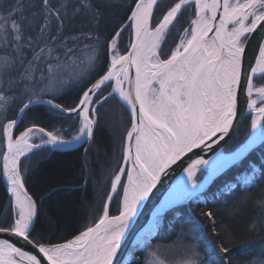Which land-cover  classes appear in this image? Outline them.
Wrapping results in <instances>:
<instances>
[{
  "label": "snow or ice",
  "instance_id": "obj_1",
  "mask_svg": "<svg viewBox=\"0 0 264 264\" xmlns=\"http://www.w3.org/2000/svg\"><path fill=\"white\" fill-rule=\"evenodd\" d=\"M161 5L164 0H128L127 23L112 29L102 41L98 0L75 4L39 0L31 20L25 15L24 0L10 5L0 0V115L6 120L0 121V140L6 147L0 149V180L11 193L0 207V233L36 249L33 254L0 239V264H121L125 252L132 257L129 264H162L155 250L142 260L136 258L137 250L151 247L145 232L157 230L167 214L231 169H241L237 176L249 186L264 179V164L256 177L255 164L248 159L258 148L264 158V83L256 82L264 81V0H172L162 12ZM189 7L194 18L177 34L176 23ZM69 10L89 13L96 34L66 36ZM33 23L35 44L25 35V27L30 29ZM126 31L129 44L122 51ZM25 44L33 51L27 64L17 55ZM18 64L22 71H15ZM70 86L79 96L74 106L66 107L57 101ZM113 96L130 111V128L123 163L110 175L101 214L64 243L44 242L36 231L38 206L50 196L38 201L29 194L28 154L46 146L52 151L92 141L98 123L96 106ZM15 104L19 119L6 115ZM41 106L49 119L75 114L76 134L65 139L60 130L46 131L39 115L21 130L27 113ZM247 117L246 139L226 149L221 141L230 142ZM216 145L219 148L214 150ZM213 150L210 159L201 155ZM199 173L203 175L198 180ZM224 186L231 187L227 182ZM114 198L119 201L117 215L110 214ZM218 251L223 255L211 259L216 249L209 244L210 264H231V250L220 246ZM253 251L248 245L241 248V254ZM249 264H264V248Z\"/></svg>",
  "mask_w": 264,
  "mask_h": 264
},
{
  "label": "trees",
  "instance_id": "obj_2",
  "mask_svg": "<svg viewBox=\"0 0 264 264\" xmlns=\"http://www.w3.org/2000/svg\"><path fill=\"white\" fill-rule=\"evenodd\" d=\"M14 2L15 0H6L9 5ZM32 2L24 0L25 15L30 20L39 6V0ZM61 2L66 1L61 0ZM72 3L75 4L76 1ZM171 3L172 0H164L161 8ZM127 4L128 0H98V6L102 9L100 23L102 41L112 29L122 23H127ZM162 10L164 11V8ZM69 11L70 18L65 20L66 36L69 38L80 36L82 32L96 34L95 21L89 13L81 12L77 15ZM193 17V9L189 7L176 23L177 32L188 27ZM25 35L33 37V44H35L37 35L35 23L30 29L25 27ZM121 42L125 47L129 44L127 31L123 33ZM26 45L22 53H17L25 62L33 54L32 48ZM104 63L105 59L102 57L101 64ZM78 96L79 92L75 87L69 88L63 92L57 102L71 107L77 102ZM18 106V104L12 105L6 113L7 117L16 118ZM96 107L98 123L95 127L94 138L90 143L67 150H35L30 155L31 162H25L31 165V175L26 183L29 194L38 201L46 194L50 196V198H45L42 206H38L39 219L36 231L44 237V242L63 243L86 228L91 216L90 205L95 201L97 189L102 186L103 182L108 181L106 173L120 166L122 161L123 140L130 128L128 109L115 96L102 106ZM37 115L43 119L41 126H44L46 131L60 130L64 138H70L76 131L74 115L69 118L68 115L63 114L60 118L49 119L42 106L27 113L21 130L24 126H30L31 118ZM2 119L0 118V121ZM3 122L6 123V120L3 119ZM66 124H69L67 130L71 129V131L63 132ZM248 127H250V117L243 121L236 135L226 146H236L235 137ZM1 142L3 141L0 140V144ZM261 152L262 150L258 148L248 157L257 167L256 177L261 175L260 167L264 164ZM239 171L241 169H231L217 178L205 191L204 199H193L178 208L175 213L167 214L169 218L159 228L154 242L162 244L174 240L186 242L190 249H197L202 264L206 261L210 264L209 244L216 249L211 259L222 256L223 254L219 253L218 249L220 246H225L231 250V264H249L250 261L255 260L260 249L264 248V179L258 180L254 187L249 186L241 179L242 176H237ZM226 182L231 185L230 188L224 186ZM52 188L56 189L54 193H50ZM7 203V191L0 180V207ZM209 212L212 214L211 217L205 215ZM111 213L117 214L113 207ZM49 217L53 221L52 225L48 224L47 218ZM245 245L254 250L252 255L241 254V248ZM143 258L142 252L138 259Z\"/></svg>",
  "mask_w": 264,
  "mask_h": 264
},
{
  "label": "rangeland",
  "instance_id": "obj_3",
  "mask_svg": "<svg viewBox=\"0 0 264 264\" xmlns=\"http://www.w3.org/2000/svg\"><path fill=\"white\" fill-rule=\"evenodd\" d=\"M32 1H37V0H30V3L32 2ZM63 1H66V0H63ZM72 1H76V0H72ZM33 3V2H32ZM163 8H165V6L163 7ZM163 8H161V10L163 9ZM163 11V10H162ZM160 14V13H159ZM194 18V17H193ZM192 18V19H193ZM189 27V26H188ZM186 28V27H185ZM177 34H182V29L180 30V31H178L177 32ZM83 46V45H82ZM81 46V47H82ZM25 47V46H24ZM26 47H28V45H26ZM127 47V46H126ZM125 47V45H123L122 44V42H121V49H122V51H123V49L124 48H126ZM0 55H3V53L2 52H0ZM19 56H21V55H19ZM21 58H22V56H21ZM33 58V54H32V56L28 59V60H31ZM28 60H26V62L24 61V59H23V61H24V64H27V61ZM23 70V67L21 66V65H17V68H16V71L18 72V71H22ZM13 75H15V72L13 73ZM67 77H65V79H66ZM258 84L259 83H264V81H259V80H257L256 81ZM5 87H7V85H5ZM125 87H126V85H125ZM69 88H73V86H70V87H68V88H65L64 89V91L65 90H67V89H69ZM118 100H119V98H118V96H115ZM46 98V97H45ZM49 98V97H48ZM120 101V100H119ZM121 103H123L122 101H120ZM124 104V103H123ZM66 115H68V114H66ZM75 116V114H72V116ZM16 117H18V116H16ZM0 118H3L4 119V116L3 115H0ZM97 118V117H96ZM3 119H2V121H3ZM69 124H66V126H65V128L63 129V132H68V131H71V129H68L67 130V126H68ZM250 131V127H248V129L246 128V129H244V130H242L236 137H235V142L238 144V143H240V142H242V141H244L245 139H246V137H247V134H248V132ZM76 134V131H74L73 132V134L72 135H75ZM17 135H18V133H17ZM65 139H71V137L70 138H65ZM36 143H39V140L37 139L36 141H35ZM88 143V142H87ZM124 143H125V138H124V140H123V145H124ZM85 144V143H84ZM235 146H233V147H229V146H225V148L226 149H232V148H234ZM0 149H2V150H6V147H4V143L3 142H1V144H0ZM44 149H49V147H47V148H44ZM35 151V150H34ZM32 153H29L28 155L30 156ZM23 159V158H22ZM25 162H31V160H26ZM123 163V161H121V163H120V165ZM29 167L31 168V165L29 164ZM116 169V168H115ZM0 171H2V156H0ZM113 171V170H112ZM112 171L111 172H108V173H106L107 175H106V180H108L107 182L105 181V182H103V184H102V186L101 187H99L98 189H97V194L95 195V201H94V203H92L91 205H90V210H91V216H90V219H89V221H88V223H87V225H86V227L87 226H91V224L96 220V219H98V217H99V215L101 214V209H102V206H103V204L106 202V199H107V195H108V193H109V191H110V183H109V180H110V175H111V173H112ZM201 175V174H200ZM203 175V174H202ZM201 175V176H202ZM200 178V177H199ZM199 178H198V180H199ZM243 181H244V177L242 176V178H241ZM3 184H4V186H5V188H6V191H7V186H6V184H5V182L3 181L2 182ZM207 191V190H206ZM205 191L204 192H202L200 195H198L197 197H195V199L196 200H199V199H204V197H205ZM7 195H8V200H9V198H10V196H11V194H10V192H8L7 191ZM190 202V201H189ZM118 206H119V201H118V199H115L114 198V200H113V202H112V204H111V208L113 207L114 208V210H115V212H117L118 213ZM169 218V216H166V218L163 220V222L161 223V225L164 223V222H166L167 221V219ZM93 225V224H92ZM161 226H159V228H160ZM159 228H158V230L149 238V241H150V244H151V247L150 248H144V249H139V250H137L136 252H135V256H136V258L138 259L139 258V255H140V253H142L143 252V254H144V257L149 253V252H152L153 250H155L156 251V253H157V255H156V260L158 261V262H162V264H187V262L188 261H194L195 262V264H202V262H200V254H199V252L197 251V249H190V246H189V244H187L186 242H183V241H181V240H174L173 242H169V243H164V244H162V243H155L154 241H155V239L157 238V234H158V231H159ZM193 253H195V255L193 254ZM150 259H151V257H149ZM129 264V263H128Z\"/></svg>",
  "mask_w": 264,
  "mask_h": 264
},
{
  "label": "water",
  "instance_id": "obj_4",
  "mask_svg": "<svg viewBox=\"0 0 264 264\" xmlns=\"http://www.w3.org/2000/svg\"><path fill=\"white\" fill-rule=\"evenodd\" d=\"M134 69H132V75L134 76ZM127 87V85H126ZM45 100L48 99V98H44ZM126 106V105H125ZM127 107V106H126ZM128 109V108H127ZM129 111V110H128ZM129 114H130V111H129ZM20 117L18 116L17 119H19ZM240 125V124H239ZM239 125L237 126V128L239 127ZM225 140L227 141L228 138L226 137ZM91 142V141H90ZM84 143H78V144H74L72 146H68V147H65V148H62L61 150H66V149H71V148H75V147H78L80 145H82ZM221 145H223L225 147L226 143L225 141H221ZM47 147H51V146H46L45 148ZM219 148V145H216L214 146V150L218 149ZM214 150L213 151H208V152H205V153H202L201 155L204 156L205 159H210L212 157V155L214 154ZM198 151V150H197ZM210 184V183H209ZM209 184H207L204 188H206ZM160 186H158V190H159ZM203 188V189H204ZM202 189V190H203ZM158 190H154V192L158 191ZM112 204V203H111ZM111 204H110V207H111ZM151 205V201L149 202V207ZM182 206V205H180ZM179 207V206H178ZM145 213H147V207L145 208ZM144 219H146V216L145 217H141V223H143ZM0 239H8L9 242L11 243H14L17 247H22L23 250L25 251H29V252H32L33 254H36V249L33 248L31 245H28L26 242L16 238L15 236H9L7 233H0ZM128 254L127 252H125V258L122 259L121 261V264H126V259H128Z\"/></svg>",
  "mask_w": 264,
  "mask_h": 264
},
{
  "label": "bare ground",
  "instance_id": "obj_5",
  "mask_svg": "<svg viewBox=\"0 0 264 264\" xmlns=\"http://www.w3.org/2000/svg\"><path fill=\"white\" fill-rule=\"evenodd\" d=\"M45 98V97H44ZM66 147H68V146H66ZM65 148V147H64ZM52 150H57V149H52ZM58 150H61V149H58ZM6 184V183H5ZM11 194V193H10ZM156 232V230L155 231H153V232H151V233H148V232H145L143 235H145V236H147V237H150L151 235H153V233H155ZM132 259V257L131 256H129L128 257V259H126V262L127 261H129V260H131Z\"/></svg>",
  "mask_w": 264,
  "mask_h": 264
}]
</instances>
